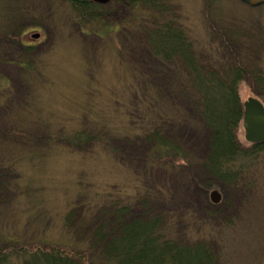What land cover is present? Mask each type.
I'll list each match as a JSON object with an SVG mask.
<instances>
[{
  "label": "rangeland",
  "instance_id": "374dc122",
  "mask_svg": "<svg viewBox=\"0 0 264 264\" xmlns=\"http://www.w3.org/2000/svg\"><path fill=\"white\" fill-rule=\"evenodd\" d=\"M4 2L14 12L6 11ZM114 2L100 11L104 20L80 25V17L61 0H0V24L14 29L6 38L17 35L23 41L7 44L0 33V251L10 253L0 264H23L33 249H84L93 226L78 230L79 219L101 218L106 211L98 212L100 205H121L146 181L169 191L166 211L201 220L179 234L207 243L216 264H264V150L237 159L238 181L207 184L195 156L205 148L207 130L192 125L195 113L188 110L174 129L165 124L171 134L166 136L193 158L167 172L157 169L150 180L144 177L149 145L140 133L147 112L135 89L147 72L137 46L146 49L138 34L144 28L141 10L148 6ZM156 2L188 32L201 61L221 36H232L228 43L235 45L223 54L237 50L236 63L254 73L241 82L240 99L257 96L264 104V85L252 88L256 77L264 78V3ZM238 136L246 142L241 124ZM212 189L222 194L219 205L209 200ZM12 245L23 250L15 254L8 249Z\"/></svg>",
  "mask_w": 264,
  "mask_h": 264
},
{
  "label": "trees",
  "instance_id": "16d2710c",
  "mask_svg": "<svg viewBox=\"0 0 264 264\" xmlns=\"http://www.w3.org/2000/svg\"><path fill=\"white\" fill-rule=\"evenodd\" d=\"M61 1L68 3L80 21L86 23L99 19L100 11L105 9H100L101 6L93 0ZM121 1L115 0L114 4ZM123 1L124 4L130 3L132 8L142 1L148 6L141 10L139 18L144 22V28L138 34L146 49L142 51L137 46L141 61L148 63L145 64L147 72L139 75L140 88L136 85L135 89H139L135 92L147 112L142 125L145 132L140 133L149 145L144 154L148 161L144 177L150 180L157 176L155 173L159 168L167 172L191 161L192 153L188 152V155L182 146L166 136L171 134L165 125L169 121L171 129H174L190 110L192 115L195 113V124L191 120L192 125L207 130L205 148L195 154L204 167V176L207 177L204 181L207 184L219 180L226 183L238 181L242 167H235L237 159L259 154L264 150V142L246 144L238 136L243 115L239 87L248 74L251 76L254 73L246 70L241 62L236 63L239 57L237 50L231 47L227 55L223 54L227 45H235L228 43V39L233 37L221 36L216 45L208 50L207 61H201L188 32L177 25L174 17H166L168 8L164 4L157 0ZM205 1L207 4L212 2ZM239 1L255 5L264 3V0ZM4 7L6 11L14 12L8 2H4ZM133 47H136L135 44ZM256 79L253 89L258 84L264 85V78L258 76ZM151 182L150 185L144 182L132 199L127 198L123 203L114 199L113 202L118 201L121 205H100L97 211H106L101 218L96 220L94 218L100 214L95 217L90 214L81 219L77 223L78 230L81 225L93 226L87 229L84 249L34 251L36 253H32L23 264H216L215 254L207 243L190 242L183 233L179 234L185 231L182 228L199 225L201 220L189 213L185 216L189 217L186 221L182 214L166 211L164 202L168 200L169 191ZM109 207L111 209L107 211ZM68 216L72 217V213ZM97 238L100 241L96 242ZM11 251L18 253V250ZM9 255L5 250L0 251V263Z\"/></svg>",
  "mask_w": 264,
  "mask_h": 264
},
{
  "label": "water",
  "instance_id": "95a60500",
  "mask_svg": "<svg viewBox=\"0 0 264 264\" xmlns=\"http://www.w3.org/2000/svg\"><path fill=\"white\" fill-rule=\"evenodd\" d=\"M98 3H106L109 0H94ZM243 120L242 126L244 129V138L248 142L261 143L264 141V106L255 97H248L243 102ZM209 198L212 203H219L221 193L213 189L209 193Z\"/></svg>",
  "mask_w": 264,
  "mask_h": 264
},
{
  "label": "bare ground",
  "instance_id": "6f19581e",
  "mask_svg": "<svg viewBox=\"0 0 264 264\" xmlns=\"http://www.w3.org/2000/svg\"><path fill=\"white\" fill-rule=\"evenodd\" d=\"M3 8V3H0V9H2ZM4 9V8H3ZM20 9H22V6L21 5H19V6H17V10H20ZM0 14L3 16V12L0 10ZM0 27H3V30H2V32H0V33H3L4 34V37L6 38V36H8V35H6V34H8V32H12L14 29H12V28H10V27H8V28H5L4 26H2L1 24H0ZM12 39H7L6 38V43L7 44H9V43H13L14 44V46H17L18 44L16 43V42H14L13 40L11 41ZM19 46V45H18ZM250 144H259V143H257V142H251Z\"/></svg>",
  "mask_w": 264,
  "mask_h": 264
}]
</instances>
